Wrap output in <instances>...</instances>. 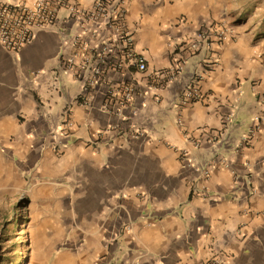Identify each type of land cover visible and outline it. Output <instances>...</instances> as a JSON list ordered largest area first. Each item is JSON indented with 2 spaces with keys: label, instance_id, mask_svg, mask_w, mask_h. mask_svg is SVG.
<instances>
[{
  "label": "crops",
  "instance_id": "crops-1",
  "mask_svg": "<svg viewBox=\"0 0 264 264\" xmlns=\"http://www.w3.org/2000/svg\"><path fill=\"white\" fill-rule=\"evenodd\" d=\"M74 1L91 9L96 0ZM187 2L127 0L148 70L144 95L123 117L102 109L103 87L86 104L82 81L65 67L85 54L72 40L76 25L38 31L19 53L0 44V179L55 161L77 181L64 220L44 231L37 264H264V130L242 141L264 111V39L235 30L189 52L180 77L162 84L211 22ZM194 85L205 99L182 106Z\"/></svg>",
  "mask_w": 264,
  "mask_h": 264
},
{
  "label": "built area",
  "instance_id": "built-area-1",
  "mask_svg": "<svg viewBox=\"0 0 264 264\" xmlns=\"http://www.w3.org/2000/svg\"><path fill=\"white\" fill-rule=\"evenodd\" d=\"M127 0H96L91 9H85L74 0H34L32 4H0V44L10 53H19L33 42L38 31L61 24L63 31L76 25L72 37L75 48L84 50L85 54L78 60V52L68 56L65 67L74 77L83 83V99L86 104L91 101L94 92L103 87L106 98L102 109L123 117V110L130 107L136 97L143 96L141 79L147 72V60L135 49V31L127 22ZM233 29L221 25L220 29L203 27L199 29L173 60V68L160 77V83L169 84L177 80L184 69L189 52L198 53L207 48L213 40L232 38ZM216 38V39H214ZM206 62H208L206 60ZM117 77H120L117 80ZM155 88V85L152 86ZM205 99L195 85L188 89L181 105L187 106L192 101ZM264 102V97L262 98ZM147 109L148 104L143 103ZM71 110L67 109L64 118L70 123ZM120 129V125H112ZM264 130V111L255 118L253 128L242 137L244 145L253 141L254 136ZM140 133L131 126L129 137ZM199 146V141H193ZM226 162V161H225ZM206 264H220L218 259H211Z\"/></svg>",
  "mask_w": 264,
  "mask_h": 264
},
{
  "label": "rangeland",
  "instance_id": "rangeland-1",
  "mask_svg": "<svg viewBox=\"0 0 264 264\" xmlns=\"http://www.w3.org/2000/svg\"><path fill=\"white\" fill-rule=\"evenodd\" d=\"M187 5L203 6L200 11L211 20L202 23L204 27L233 26L234 32L264 39V0H192ZM4 174L0 179V264H8L15 253L23 264H37L45 229L65 218L66 195L77 182L73 167L64 171L54 161L47 169L36 167L28 175L9 169ZM18 217V228L11 230Z\"/></svg>",
  "mask_w": 264,
  "mask_h": 264
},
{
  "label": "trees",
  "instance_id": "trees-1",
  "mask_svg": "<svg viewBox=\"0 0 264 264\" xmlns=\"http://www.w3.org/2000/svg\"><path fill=\"white\" fill-rule=\"evenodd\" d=\"M19 224H20V217H18L16 222L13 225H11V230L17 229ZM6 263H8V264H23V261H22V257L18 253H15L13 255L12 259L8 260V262L6 261Z\"/></svg>",
  "mask_w": 264,
  "mask_h": 264
}]
</instances>
